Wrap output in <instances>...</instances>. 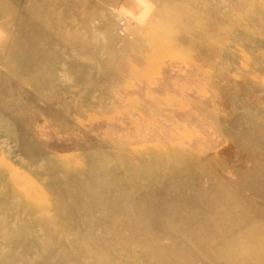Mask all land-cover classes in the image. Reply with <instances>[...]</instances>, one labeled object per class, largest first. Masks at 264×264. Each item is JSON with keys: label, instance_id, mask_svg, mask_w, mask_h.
<instances>
[{"label": "rangeland", "instance_id": "rangeland-1", "mask_svg": "<svg viewBox=\"0 0 264 264\" xmlns=\"http://www.w3.org/2000/svg\"><path fill=\"white\" fill-rule=\"evenodd\" d=\"M0 264H264V0H0Z\"/></svg>", "mask_w": 264, "mask_h": 264}]
</instances>
